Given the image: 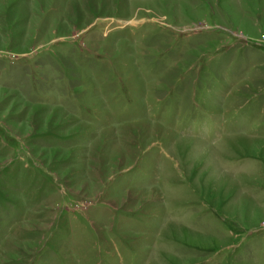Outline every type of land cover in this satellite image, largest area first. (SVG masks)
Wrapping results in <instances>:
<instances>
[{"label": "rangeland", "instance_id": "obj_1", "mask_svg": "<svg viewBox=\"0 0 264 264\" xmlns=\"http://www.w3.org/2000/svg\"><path fill=\"white\" fill-rule=\"evenodd\" d=\"M0 264H264V0H0Z\"/></svg>", "mask_w": 264, "mask_h": 264}]
</instances>
